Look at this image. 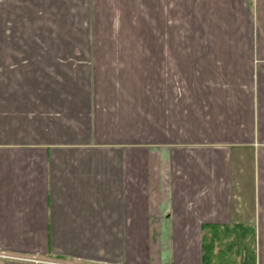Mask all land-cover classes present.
<instances>
[{
    "label": "crops",
    "instance_id": "crops-1",
    "mask_svg": "<svg viewBox=\"0 0 264 264\" xmlns=\"http://www.w3.org/2000/svg\"><path fill=\"white\" fill-rule=\"evenodd\" d=\"M232 223L264 264V0H0V251L203 264Z\"/></svg>",
    "mask_w": 264,
    "mask_h": 264
},
{
    "label": "trees",
    "instance_id": "trees-1",
    "mask_svg": "<svg viewBox=\"0 0 264 264\" xmlns=\"http://www.w3.org/2000/svg\"><path fill=\"white\" fill-rule=\"evenodd\" d=\"M203 264H257V235L254 225L243 223L205 224Z\"/></svg>",
    "mask_w": 264,
    "mask_h": 264
},
{
    "label": "built area",
    "instance_id": "built-area-1",
    "mask_svg": "<svg viewBox=\"0 0 264 264\" xmlns=\"http://www.w3.org/2000/svg\"><path fill=\"white\" fill-rule=\"evenodd\" d=\"M0 257L4 259L30 262L33 264H86L81 261L64 258L40 257L38 255H25L19 253H10L7 251H0Z\"/></svg>",
    "mask_w": 264,
    "mask_h": 264
}]
</instances>
